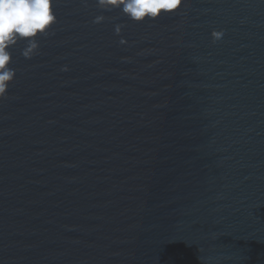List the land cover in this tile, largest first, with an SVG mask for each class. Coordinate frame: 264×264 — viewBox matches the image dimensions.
I'll return each instance as SVG.
<instances>
[{"label":"water","instance_id":"obj_1","mask_svg":"<svg viewBox=\"0 0 264 264\" xmlns=\"http://www.w3.org/2000/svg\"><path fill=\"white\" fill-rule=\"evenodd\" d=\"M52 10L9 49L0 264H264V0Z\"/></svg>","mask_w":264,"mask_h":264},{"label":"clouds","instance_id":"obj_2","mask_svg":"<svg viewBox=\"0 0 264 264\" xmlns=\"http://www.w3.org/2000/svg\"><path fill=\"white\" fill-rule=\"evenodd\" d=\"M184 0H98L101 8L119 7L120 11L135 22L155 20L161 14H175ZM103 17H96L99 23ZM56 22L52 0H0V98L8 93L16 72L10 67V47L18 41L26 42L22 55L31 59L38 54V37L46 34ZM116 31L120 28L117 26ZM215 40L224 33L213 32Z\"/></svg>","mask_w":264,"mask_h":264}]
</instances>
